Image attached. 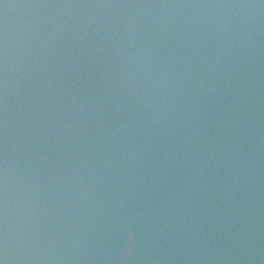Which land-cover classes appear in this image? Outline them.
<instances>
[{"label": "water", "instance_id": "95a60500", "mask_svg": "<svg viewBox=\"0 0 264 264\" xmlns=\"http://www.w3.org/2000/svg\"><path fill=\"white\" fill-rule=\"evenodd\" d=\"M0 264H264V0H0Z\"/></svg>", "mask_w": 264, "mask_h": 264}]
</instances>
